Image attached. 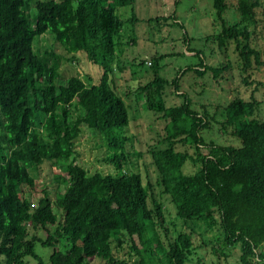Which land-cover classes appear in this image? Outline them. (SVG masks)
<instances>
[{
  "label": "trees",
  "instance_id": "obj_1",
  "mask_svg": "<svg viewBox=\"0 0 264 264\" xmlns=\"http://www.w3.org/2000/svg\"><path fill=\"white\" fill-rule=\"evenodd\" d=\"M136 2L0 0V264H27L28 257L45 264L39 244L54 249L49 264H128L115 253L124 245L135 264H224L222 258L228 264L235 249L238 264H264V98L255 95L264 84L253 79L264 71L263 4L213 0L222 24L213 40L221 50H234L235 62L214 68L203 61L201 69L187 68L170 81L159 66L168 56L152 59L155 79L136 96L147 95V108L166 127L163 140L146 153L136 148L128 106L112 80L122 71L126 26L140 22ZM127 7L132 18L126 21L119 10ZM227 11L240 20L229 24ZM47 36L66 58L41 47ZM64 59L79 61L86 78L59 84ZM236 65L242 84L257 85L248 101L236 97L201 112L180 89L188 73L218 79ZM93 66L101 68L98 81ZM169 87L182 105L166 106ZM215 131L238 145L209 141ZM86 132L98 150L94 171L82 165L77 148ZM44 165L66 172L55 175L54 189H44L35 204L26 193L37 190L32 172ZM203 225L219 230L213 242H197Z\"/></svg>",
  "mask_w": 264,
  "mask_h": 264
},
{
  "label": "rangeland",
  "instance_id": "obj_2",
  "mask_svg": "<svg viewBox=\"0 0 264 264\" xmlns=\"http://www.w3.org/2000/svg\"><path fill=\"white\" fill-rule=\"evenodd\" d=\"M228 2L232 6L236 3V0H228ZM261 2L264 9V0H261ZM134 7L140 22L136 26L130 24L126 26L127 36L123 39L125 45L122 47V52H119L122 61V71L117 69L116 74L112 76V80L113 86L124 97L128 106L131 119L130 133L137 136L134 141L136 148L146 152V150L151 148L150 146L158 145L163 140L166 122L158 120L156 113L147 108L146 104L149 98L146 94L136 96L140 85L151 83L155 79V72L157 71V69L152 68V65L140 67L139 63L147 61L148 64L155 57L167 55L168 57L160 61L159 66L162 68L160 75L173 81L187 68L201 69L203 61L206 65L217 68L222 64L235 62L237 54L231 49L229 51L226 49L221 50L213 40L222 31V24L214 8L213 0H137ZM119 15L123 20L131 19L132 8H120ZM159 18L163 19V21L150 22V20ZM165 18H171V20L164 21ZM224 18L229 24H234L240 20L239 14L235 13V11H227ZM262 27H264V24H262ZM262 27H260L259 31H263ZM186 34L190 38L189 41L186 39ZM45 38L47 40L41 42L42 48L49 46L50 49H55L57 54L67 57L60 45H57L50 36ZM131 38H135V43H132ZM263 46L264 42L260 41L259 47L262 48ZM196 54L200 55L196 56ZM78 62H70L65 59L62 61V80L59 84L66 85V82L74 76L86 78L85 67L83 65L80 66ZM92 70L95 73L96 81H98L101 75L100 66H93ZM214 76L213 73H207L205 76L200 77L191 72L181 80L180 89L182 93L189 94L193 101L194 109L202 112V107L205 106L208 110L214 112L216 107L227 106L236 97H241L248 101L257 86L247 87L242 84L240 68L237 65L218 79H214ZM253 79L264 84V71L261 73L255 72ZM256 92V97L259 100H263L264 89H261V92ZM165 103L167 107L180 106L184 103V99L175 94L174 87H169L166 90ZM220 119L223 118L220 116ZM208 136L209 141L213 140L218 144L225 145L230 142L238 145L236 140L223 138L217 131ZM91 137L92 135L89 132L83 134L77 144V148L83 154L82 165L90 171H94L95 168L100 167L97 161L98 150L92 148ZM151 170L153 171V168ZM65 172L66 170L62 166L50 168L45 165L40 173L33 171L32 174L36 176L38 181L37 190H27L26 197L37 204L43 196L42 192L44 189H54L52 183L55 175L64 174ZM157 194H159V191H157ZM169 204L166 201V206ZM177 224L178 228L181 229L182 225L178 222ZM170 227L172 231L176 230V226L171 225ZM198 234L197 242L202 243L201 241L204 238L209 243L213 242L220 233L218 229L209 231L203 225V227L199 228ZM39 236L44 239L46 233L41 231ZM114 245L115 247L117 246L116 243ZM53 252V248L43 247L41 244L36 248L37 255L45 264L50 263ZM130 252L129 247L125 245L121 252L115 251L116 255L127 261L128 264H135L136 258L132 257ZM238 255L239 250H233L228 259V264H238ZM210 257L212 258V256L206 255L205 260H209ZM214 259L216 261V258ZM222 261L224 264L226 263L225 258H222ZM26 262L27 264H40L32 257H28ZM95 264H102V261H97ZM191 264L198 263L194 262Z\"/></svg>",
  "mask_w": 264,
  "mask_h": 264
},
{
  "label": "built area",
  "instance_id": "obj_3",
  "mask_svg": "<svg viewBox=\"0 0 264 264\" xmlns=\"http://www.w3.org/2000/svg\"><path fill=\"white\" fill-rule=\"evenodd\" d=\"M148 65H149V66H151V65H152V63L150 62V63H148Z\"/></svg>",
  "mask_w": 264,
  "mask_h": 264
},
{
  "label": "clouds",
  "instance_id": "obj_4",
  "mask_svg": "<svg viewBox=\"0 0 264 264\" xmlns=\"http://www.w3.org/2000/svg\"><path fill=\"white\" fill-rule=\"evenodd\" d=\"M151 63H152V62H151ZM146 65H148L147 62H146Z\"/></svg>",
  "mask_w": 264,
  "mask_h": 264
}]
</instances>
